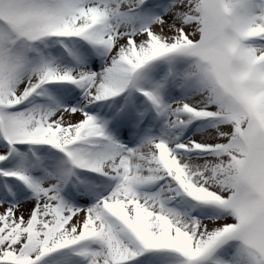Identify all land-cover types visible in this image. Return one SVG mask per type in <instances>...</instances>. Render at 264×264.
Wrapping results in <instances>:
<instances>
[{
	"label": "snow or ice",
	"instance_id": "1",
	"mask_svg": "<svg viewBox=\"0 0 264 264\" xmlns=\"http://www.w3.org/2000/svg\"><path fill=\"white\" fill-rule=\"evenodd\" d=\"M0 264H264V0H0Z\"/></svg>",
	"mask_w": 264,
	"mask_h": 264
}]
</instances>
